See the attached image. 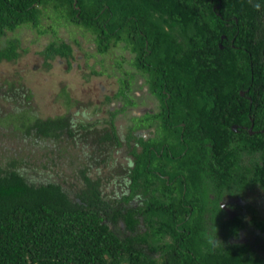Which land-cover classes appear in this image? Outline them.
<instances>
[{"label": "trees", "instance_id": "trees-1", "mask_svg": "<svg viewBox=\"0 0 264 264\" xmlns=\"http://www.w3.org/2000/svg\"><path fill=\"white\" fill-rule=\"evenodd\" d=\"M47 2L90 32L99 54L126 45L135 73L163 103L167 134L145 142L144 117L132 119L123 138L126 188L113 196L86 170L69 197L57 184L28 183L13 161L0 167V264H264V245L258 254L228 241L240 223L206 218L204 186L206 179L264 186V0H0V37L35 26ZM10 45L0 48V60L15 57ZM41 56L66 59L70 48L50 43ZM119 83L121 108L131 106L130 81ZM17 123L13 132L40 140L86 132L72 130L64 116L30 114ZM107 125L97 144L122 147ZM130 139L137 147H128ZM242 152L258 160L238 171ZM253 226L263 232L264 220ZM209 236L221 245H210Z\"/></svg>", "mask_w": 264, "mask_h": 264}, {"label": "rangeland", "instance_id": "rangeland-1", "mask_svg": "<svg viewBox=\"0 0 264 264\" xmlns=\"http://www.w3.org/2000/svg\"><path fill=\"white\" fill-rule=\"evenodd\" d=\"M39 10L35 26L26 22L0 37V48L11 43L15 53L10 60H0V95L7 90L11 93L0 99V167L13 161L15 170L28 183L57 184L69 197L81 186L78 172L86 170V176L101 181L104 195H118L126 188L123 175L130 159L123 138L134 123L132 119L143 113L148 98L143 91L147 85L145 76L135 73L132 54L124 43L111 44L99 54L93 35L65 20L62 11L48 2ZM50 43L68 45L70 57L55 56L45 61L41 53ZM123 79L130 81L128 95L133 104L121 108L123 100L116 92ZM156 111L155 106L152 112ZM30 114L42 120L64 116L73 124L72 130L81 126L86 132L79 131L74 138L63 134L54 140H40L34 134L25 136L21 129L13 132L17 121L20 123ZM108 121L122 147L97 144ZM166 134L159 124L158 139ZM175 151L171 150L174 155ZM256 156L257 153L239 154L242 164L244 160L255 161ZM262 205L264 193L258 202L259 207ZM250 231L257 235L253 228Z\"/></svg>", "mask_w": 264, "mask_h": 264}, {"label": "flooded vegetation", "instance_id": "flooded-vegetation-1", "mask_svg": "<svg viewBox=\"0 0 264 264\" xmlns=\"http://www.w3.org/2000/svg\"><path fill=\"white\" fill-rule=\"evenodd\" d=\"M143 91L144 95L148 96V98L146 97L145 99L143 113L141 114V116L144 117L145 127L141 135L146 142L155 137L156 129L159 127V124L164 123L162 120L163 103L156 97L155 91L150 90L149 85H146V87L144 86ZM155 106L157 111L152 112ZM165 141H167V138ZM127 144L129 148L137 147L136 143L131 139L127 141ZM162 145L163 148H167L166 142H163ZM255 160H258L257 156ZM237 161L238 171H244L250 168V165L254 163L250 160H244L242 164L240 158ZM177 170L180 171V169ZM160 177L164 180L167 179L166 176ZM204 182H206L204 186L207 192L206 195L209 199L205 207L206 218H213V221L220 222L236 220L237 223L241 224L242 228L236 232L234 237H229L228 241L231 243L248 244L256 253L260 254L264 245L262 241L264 231L260 232L256 229L253 226V222L264 220V213L261 215V212L264 211V205L258 206L259 199L262 198V194L264 193L263 185L259 183H248L217 186L207 179ZM251 228L256 231L257 235L251 234Z\"/></svg>", "mask_w": 264, "mask_h": 264}, {"label": "clouds", "instance_id": "clouds-1", "mask_svg": "<svg viewBox=\"0 0 264 264\" xmlns=\"http://www.w3.org/2000/svg\"><path fill=\"white\" fill-rule=\"evenodd\" d=\"M255 7L257 8V10H259V5H255ZM208 243L213 247H219L221 245V242L217 239L216 236H209Z\"/></svg>", "mask_w": 264, "mask_h": 264}, {"label": "water", "instance_id": "water-1", "mask_svg": "<svg viewBox=\"0 0 264 264\" xmlns=\"http://www.w3.org/2000/svg\"><path fill=\"white\" fill-rule=\"evenodd\" d=\"M231 129H232V131H235V127L234 126H232Z\"/></svg>", "mask_w": 264, "mask_h": 264}]
</instances>
